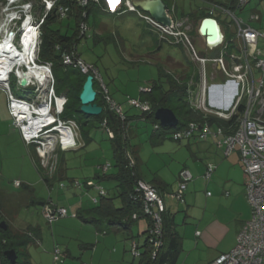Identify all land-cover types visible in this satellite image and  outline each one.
<instances>
[{"label":"rangeland","instance_id":"1","mask_svg":"<svg viewBox=\"0 0 264 264\" xmlns=\"http://www.w3.org/2000/svg\"><path fill=\"white\" fill-rule=\"evenodd\" d=\"M175 4L176 20L205 7L204 2L200 0H176ZM253 6H255L254 1L250 4V7ZM261 9L264 18V3ZM250 13V11L239 12L238 15L248 18L247 15ZM2 19L0 12V23ZM75 23L74 18L66 19L56 24V27L63 33L73 35ZM87 23L89 31L77 42V51L83 60L94 65L99 71L114 99L124 101L119 106H122L127 115H140L138 109L129 105L128 99L140 98L141 87L157 80L160 69L175 73L178 68L171 62L172 59L184 65L190 62V54L186 49L160 41L157 34L152 31L154 28H150L136 13L126 11L121 15H111L105 12H91ZM200 23L201 20L197 22V28ZM221 23L225 29L224 23L222 21ZM252 26L261 28L255 22H252ZM232 29L231 26L229 33ZM191 36L193 44L201 50L203 41L201 36L195 33ZM6 37L5 33H0V43ZM196 69L198 70V66ZM210 83H223V79L217 75V78ZM47 86L48 81L45 82V87ZM11 87L19 96L31 92L30 88H18L14 81ZM43 87L44 85L39 84L32 86L36 96L33 100L39 102L37 90ZM2 89L0 87V203L3 201L4 204L0 209V218L3 217L4 221L15 229H25L30 225L40 229L39 241L28 247L30 255L20 259L18 264H139V257L132 254L131 231L116 230L104 226L103 223L84 221L75 213L77 204L82 203L86 207L95 206L91 197L100 196V187H103L110 196L116 191L113 181L98 179V176L104 174L102 167L108 163L112 167L107 173L115 171L112 145L106 129L99 128L97 123L86 124L83 129L84 138L80 133L83 139H78L74 148L60 154L54 174H50V169L39 170L35 158H32L33 155L29 152L34 149L33 145L25 143L27 148H24L18 134L10 132L8 124H11V117L8 101L3 102V96L6 97L7 94H4ZM153 131L152 121L131 120L127 126L128 146L135 150L138 159L137 170L144 174L146 180L152 179L155 175H166V178L170 179L167 186L168 193L163 195L167 204L170 203L172 187L177 184L179 186L176 176L180 169L179 164H182L185 158H227L223 149L215 145L211 138L207 142L200 141L197 137L176 141L168 132L163 136L164 138H157L152 142ZM87 133L90 134L91 141H86ZM19 134L21 135L20 132ZM26 155L28 158H25ZM45 178L49 181H45ZM87 180L95 184L86 187L89 191H86L84 185ZM15 181H22L24 184L28 182L34 188L33 197L42 199L41 202L52 199L54 205L65 206L76 215L66 216L53 225L49 224L42 214V203L25 205L16 199L25 189L16 187ZM76 182L83 184L84 187H75ZM62 184L64 187L61 186ZM7 197L12 201H8ZM174 204L176 205L174 228L176 227V231L180 232L190 220L185 215L186 204L176 200ZM132 231L135 235L138 234L139 226L135 225ZM228 244L229 238L211 242L210 246L202 242L201 264H211L221 255V249ZM56 246L61 250L60 260H55ZM183 256L181 253L176 264H184Z\"/></svg>","mask_w":264,"mask_h":264},{"label":"built area","instance_id":"2","mask_svg":"<svg viewBox=\"0 0 264 264\" xmlns=\"http://www.w3.org/2000/svg\"><path fill=\"white\" fill-rule=\"evenodd\" d=\"M62 0H0L2 22L0 23V33H5L10 39L12 49L21 58L18 64L13 62L11 70L16 68V78L18 88H21L20 81L23 78V64L28 71L32 70L39 75L28 78L30 85H44L48 81V86L37 90V99L27 100L14 94L9 79L4 83V90L8 94L9 111L14 120L15 128L21 133L22 139L27 144H36L37 151L41 157V163L50 172L55 171L57 158L54 153L57 146L61 150H69L76 146L79 128L73 120H64L60 116L64 111L66 98L57 96L54 88L55 80L52 73V63L40 61L38 54L41 45V26L45 22L48 14L55 11L58 20L69 17L72 5L83 9V20L79 23L80 35H85L89 31L86 21L88 17V7L98 6L103 11L111 14L118 13L119 8L124 5L128 11L138 12V14L153 27L163 34V37L174 36L180 41L187 43L192 59L200 64V84L197 90L192 87L187 91L188 98L192 106L201 111L205 116L212 119L224 120L218 124L214 120H205L201 123L191 122L188 127L177 130L173 134L176 141H182L197 137L205 141L213 139L218 147H223L225 156H229L235 151L239 152L242 168L245 174V192L247 200L252 208V217L246 221L237 235L235 247L229 252L222 253L211 264H264V26L260 29L244 21L235 15L234 12L224 9L227 24L231 28L233 36H227L223 30L224 39L217 48L209 49L212 54L200 55L196 50L188 29L182 31L186 25V19L174 21L173 26L167 27L149 15L142 14L133 5L131 0H70V4L61 3ZM251 0H241L240 4ZM264 2V0H263ZM35 8L43 10V14L36 26L29 25L32 19V12ZM37 11V10H36ZM258 19V16H253ZM21 35V42L16 46L18 36ZM232 44L234 48L229 58L225 57L223 45L225 47ZM19 48V49H18ZM28 53V55H27ZM12 58V57H11ZM16 59L13 58L12 61ZM63 62L79 68L83 73L92 72L95 79L101 84V92L106 99L124 119L125 115L120 106L116 105L109 96L108 89L99 74L98 70L87 63L77 52H64ZM217 75L222 76L223 83H213ZM8 78V77H7ZM44 82V84L42 83ZM217 86H224L227 89L226 99L224 95L215 94ZM142 92L151 91V86L141 88ZM46 95L48 97H46ZM36 97V96H35ZM228 100H230L228 102ZM228 102V105L225 104ZM130 106L141 111H149L151 106L148 102L140 99L129 98ZM113 136L112 132H109ZM52 148V154L48 156L46 148ZM130 165H135V160L130 157ZM112 167L110 163L102 167L103 173H107ZM214 165H209L205 172V179H209L214 170ZM179 187L173 194L182 204L186 202L185 195L188 183L193 180V175L188 169H183L180 174ZM16 186H20V181H15ZM88 186L94 185L88 181ZM61 186L64 187V184ZM75 187L81 188L83 184L76 182ZM136 196L144 203V213L153 220L150 234L154 237L150 239L153 243L156 255L163 244V212L166 210L163 198L159 195L157 188L143 180H139L136 186ZM103 187L99 189V195H106ZM208 195H211L208 192ZM100 196H92V202L97 203ZM42 214L49 224H53L61 217L69 215L75 216L64 206H56L52 202L44 205ZM137 216L134 215V218ZM60 248L55 247V260L59 259ZM132 254L140 257L142 252L138 247V241L133 240ZM1 264V258H0Z\"/></svg>","mask_w":264,"mask_h":264},{"label":"trees","instance_id":"3","mask_svg":"<svg viewBox=\"0 0 264 264\" xmlns=\"http://www.w3.org/2000/svg\"><path fill=\"white\" fill-rule=\"evenodd\" d=\"M172 14L176 12V0H164ZM204 2L205 7L200 8L197 12H194L186 17H182V19H186V25L180 28L182 31H187L186 26H190L188 29V35L190 38L191 35L195 33L197 36H200L198 33L197 22L199 20H203L204 18L211 17L215 18L219 24L222 26L223 30H226L227 36H233V32L229 33V26L227 25V18L223 14V10L227 9L235 13L238 17L244 19L245 22L252 25V22H255L260 27L264 26V18L262 17V4L263 0H251L247 3L240 4L241 0H200ZM254 1L253 7H250V4ZM61 3L70 4V0H62ZM250 7V8H249ZM249 8V9H248ZM123 9L127 10V6H123ZM141 11V10H139ZM250 11V15L240 16L238 13ZM83 9L72 5V11L67 19L74 18L75 25L79 26V23L83 20ZM88 12H101L104 13L103 9L98 6L90 5L88 7ZM132 12V11H129ZM142 14L148 15L147 13L141 11ZM136 13L140 18H142L138 12ZM258 16V19L253 16ZM175 16V15H174ZM175 18V17H174ZM143 19V18H142ZM145 20V19H144ZM176 20V19H175ZM64 20H58L55 14V11H52L48 14L45 22L42 25V33H41V46H40V60L41 61H49L52 63V73L55 80V91L58 96H64L66 98V104L64 106V111L61 114V118L64 120H73L77 123L79 128V132L81 133V137L84 138L83 129L84 126L93 125L97 123L99 128L106 129L109 139L112 145L113 151V167L115 168L114 172L104 173L103 175L98 176L99 180H109L113 181L116 184L117 195L108 197L106 195L100 196L97 203H94L95 206H88L84 210L77 211V217H80L84 221L94 222V223H103L104 226L108 228H116V230H126L131 231L132 240L138 241V247L140 248L142 254L139 257V264H176L178 254L181 250V240L180 235L174 228V220L172 216L169 215L168 210L166 209L163 212V244L159 248L156 255L153 254L154 248L153 243L150 240L152 236L150 232V228L153 226L152 218L144 213V203L140 198L134 199L136 196V186L140 178V175L137 170V157L135 154V150L130 148L127 136V126L131 120L134 119H142L143 121H152L154 124V131L152 133L151 138L157 139L162 138L168 132L171 133V137L173 138V134L180 129L188 127L191 122H203L205 120H214L218 124H223L224 120L212 119V117H207L201 111L195 109L190 99L188 98L187 91L191 88L190 81L198 78L200 79V72L196 67L198 66V62L192 59V55L190 52L187 43L184 41H180L176 39L174 36L163 37V34L158 31L153 25L148 22L150 28H154L152 30L157 34V37L162 42H169L174 45H178L189 52L190 62L188 65H184L182 63L176 62L172 59L171 62L178 68V71H182L185 69H194L192 72L186 71L182 72L180 75H177L176 72L172 73L166 70H159V78L154 80L151 86V91L148 92H140L141 97L139 98L141 101L148 102L151 106L149 111H140V115H127L126 112L123 111L125 118L123 119L121 115L112 108L111 104L106 99L105 94L101 92V84L96 79L95 88L98 92L97 95V103L103 107V112L98 116L86 115L80 112L81 101L80 94L83 89V85L86 81V78L89 73H83L79 68L66 65L63 62V53L64 52H77V42L82 38L79 35L78 27L74 28V34L63 33L56 24H60ZM225 25V29L223 24ZM197 28V30H196ZM195 46V45H194ZM196 50L200 55H205L206 49L198 50L195 46ZM227 48H234L232 44H228L226 47L223 45L225 57L229 58V55L232 50H228ZM222 47H218L217 50L220 51ZM79 54V53H78ZM94 66V65H93ZM165 78V79H164ZM12 81L16 84L15 77L13 76ZM11 81V83H12ZM22 96H25L23 94ZM110 96V95H109ZM112 101L114 99L110 96ZM115 102V101H114ZM116 103V102H115ZM116 105H118L116 103ZM119 106V105H118ZM161 107L171 108L176 116L179 119V125L176 127H164L160 125L159 121L155 117V112L157 109ZM109 132L113 133V136L110 135ZM88 141H91L92 138L89 133L85 134ZM164 138V137H163ZM189 140V139H187ZM59 150V149H58ZM63 151H57V154L60 158V154ZM130 157L135 160V165H130ZM37 167L39 170H42L43 165L40 162L37 163ZM56 172L52 171L50 174H54ZM57 174V173H56ZM45 181L47 178H45ZM87 187H91L87 185V181L85 182ZM20 187H23L25 190L33 193L34 188L29 186L28 184L21 183ZM158 188V187H157ZM32 202L34 203H44L39 202V200L35 201V197L32 198ZM41 201V200H40ZM50 202V200H49ZM48 202H45L46 204ZM93 203V202H92ZM4 202L0 203V209H2ZM134 215L137 217L134 218ZM63 218V217H61ZM60 218V219H61ZM58 219L57 221H59ZM141 220L147 221V228L142 229L139 225ZM4 221V218H0V258L1 264H18L20 259H25L29 256L28 247L35 242L36 237L40 235L39 229L35 227H29L26 230H16L12 228L11 225L5 222V226H2L1 223ZM55 221L54 223H56ZM53 223V224H54ZM51 224V225H53ZM138 225L139 233L135 235L132 231V228ZM138 240H137V239ZM14 250L17 254V261L15 263L11 262V260L6 256V252ZM28 263V262H26Z\"/></svg>","mask_w":264,"mask_h":264},{"label":"crops","instance_id":"4","mask_svg":"<svg viewBox=\"0 0 264 264\" xmlns=\"http://www.w3.org/2000/svg\"><path fill=\"white\" fill-rule=\"evenodd\" d=\"M205 45L206 44L202 42L201 49H205ZM212 53L213 52L206 51V54L210 55ZM189 70L190 71L192 70V72L195 71L193 68L187 69L185 67V69L176 72V74L180 75L182 72H186V71L188 72ZM220 77L222 78V76ZM190 84L194 90H197L200 84L199 77L198 78L195 77L193 81H190ZM224 88H225L224 86H217L215 94L224 95L226 99L227 89L225 90ZM3 93L6 94V92L4 91ZM110 96L114 99V97L111 94ZM6 97L3 96L4 103L8 101V98ZM114 101L118 105L124 102V101H117L115 99ZM229 101L230 100H228V102ZM228 102L225 104V106L228 105ZM10 123L11 124H8L10 127V132L12 134H18V136L20 137L21 144L25 148L26 147L25 142L21 138V135L19 134L18 130L15 129V127L13 126L12 118ZM208 140H205L204 142H207ZM213 141L214 144L216 145V141L215 140ZM152 142H154V139L152 140ZM190 143L191 142H189V145ZM208 147H206V149H208ZM221 148L223 149V147ZM29 152H31V154L33 155L32 158H35V162L37 165L39 160L35 149L32 148V151L30 150ZM225 157L227 158H185L183 163L179 164L180 169L178 170L176 176L177 182H179L178 180H180L179 172H181L183 169H188L193 175V180L188 183V188L185 195L186 202L184 203L186 204L185 215L186 217H189L190 222L186 224L184 227H182L180 232L177 230V232L180 235V240L182 243L181 250L178 254V258L180 257L181 253H183L184 264H201L202 242H206L207 245L210 246L211 242L223 241L224 239L229 238V244L221 249L222 250L221 254L229 250H232L236 245L237 235L240 232L241 228L243 227L245 222L250 220L252 217V208L246 197V192H245L246 178L242 168L239 152L235 151L229 156H225ZM25 158H28L27 155ZM209 165H214L216 168L212 176L209 179H205L204 175ZM137 166H138V159H137ZM138 173L142 180L154 185L156 188L158 187L157 190L159 192V195L163 198V201L165 203L169 215L172 216L173 220H175L176 205L174 204V202L175 200L176 201L178 200L174 197L173 194L178 189L179 187L178 184L175 185V187H172L173 190V192L171 193L172 196H169L172 200L170 199V203L167 204L165 201V196L163 195L165 193H168L167 186L169 185L168 182L170 181V179L166 178V175H155L153 176L152 179L146 180L144 178V174H141L139 171ZM88 181L91 180H87V182ZM26 184L29 185L28 182ZM84 185L86 188L87 186L85 183ZM114 187L116 189V184L114 185ZM87 188L86 191H89ZM208 192H210L211 195H208ZM18 195L19 196H17L16 199L22 201L25 205L36 204L32 202L33 200L32 197L34 195V192L31 193L28 191H24ZM116 195H117V189L113 195L111 196L107 195V196L112 197ZM7 198L8 201H12L10 200L9 197ZM34 200L35 201L39 200V202H41L40 200L42 199L36 198ZM43 202L45 203L46 201ZM44 203H42V205H44ZM76 207H77L75 211L76 214L79 209L84 210L86 208V206H83L82 203L77 204ZM142 221H144V223H142ZM139 225L142 229H146L148 224L146 220H141ZM29 227L32 228L35 227L39 229L36 226L30 225L27 228ZM27 228L18 229V230H26ZM39 239L40 238L37 236L35 242L39 241Z\"/></svg>","mask_w":264,"mask_h":264},{"label":"water","instance_id":"5","mask_svg":"<svg viewBox=\"0 0 264 264\" xmlns=\"http://www.w3.org/2000/svg\"><path fill=\"white\" fill-rule=\"evenodd\" d=\"M133 4L142 11L148 13L158 23L171 27L173 26V17L170 14L169 7L164 0H133ZM199 35L204 39L208 48L212 49L219 46L223 39L219 22L215 18H204L198 29ZM27 79L21 80L22 85H26ZM98 92L95 89V78L93 74H89L83 85L80 94L81 107L80 112L86 115L98 116L103 112V107L97 103ZM156 119L164 127H176L179 125V119L171 108L161 107L155 112ZM2 226L6 228L3 221ZM6 256L15 263L17 254L14 250L7 251Z\"/></svg>","mask_w":264,"mask_h":264},{"label":"clouds","instance_id":"6","mask_svg":"<svg viewBox=\"0 0 264 264\" xmlns=\"http://www.w3.org/2000/svg\"><path fill=\"white\" fill-rule=\"evenodd\" d=\"M2 1H5L6 2V0H2ZM132 1V3H133V0H131ZM134 5V4H133ZM135 6V5H134ZM136 7V6H135ZM137 8V10H141L140 8H138V7H136ZM36 10H35V12H32V19H31V21H30V23H29V25L28 26H30L31 28H33V27H35L36 26V24H37V22L39 21V17H38V13L40 14V16L43 14V10H41V9H38V8H35ZM126 11H128V10H125V9H123V7L122 8H119V11H118V13H115V14H111V13H109V12H106V11H104L105 13H109V14H111V15H121V14H123V13H125ZM142 11V10H141ZM140 11V12H141ZM169 11H170V8H169ZM0 12H1V14H2V11H1V6H0ZM129 12V11H128ZM133 12V11H132ZM144 12V11H143ZM142 13V12H141ZM146 13V12H145ZM148 14V13H147ZM170 14H171V16L173 17V22L174 21H177V20H175V18H174V14H172L171 13V11H170ZM89 15H90V13L88 12V17L86 18V21L88 20V18H89ZM149 15V14H148ZM150 16V15H149ZM2 17H4V15L2 16ZM68 18V17H67ZM66 18V19H67ZM66 19H64V20H66ZM43 25V24H42ZM89 26V25H88ZM221 26V25H220ZM76 27H79V26H76L75 25V29H76ZM199 29V28H198ZM221 29H222V32H223V28H222V26H221ZM79 30V29H78ZM41 31H42V26H41ZM79 35H80V33H79ZM86 35V34H85ZM85 35H80V36H82V37H84ZM42 36V35H41ZM21 35H19L18 36V40H17V42H16V46H18L19 45V43L21 42ZM9 37H8V35H7V37L4 39L5 41L8 39ZM201 39L203 40L202 42H204V44H206V42L204 41V39L201 37ZM4 40L2 41V42H4ZM192 40V39H191ZM11 42H9V44H10ZM195 45V44H194ZM41 46V45H40ZM205 47H207L208 48V46H207V44L205 45ZM218 47V46H217ZM217 47H215V48H217ZM10 48L12 49V45L10 44ZM19 49V48H18ZM210 49V48H209ZM13 50V49H12ZM39 54H40V51H39ZM39 54H38V59L40 60V57H39ZM205 54H206V52H205ZM80 55V54H79ZM18 61V60H17ZM41 61V60H40ZM18 63H19V61H18ZM17 63V64H18ZM198 65H199V67H200V64L198 63ZM25 65L23 64V66H21V68L23 69V71L24 70H26V71H28V68H27V66H25ZM200 70V69H199ZM99 72V71H98ZM23 73V72H22ZM100 74V73H99ZM15 77V80H16V84L18 85V83H17V78H16V68H14L13 70H11V71H8V73H7V77L8 78H6L5 79V81H7L8 79H9V83H10V86H12V83H11V81H12V77ZM30 76H23V78H26L27 79V83H26V85H22L21 84V81H20V85H21V88H25V89H31V92L29 93V94H25V96H19V95H17V94H15L16 96H18V97H21V98H24V99H27V100H32L33 99V97H35L34 95V91H32L33 90V88H32V86H34V85H30L29 84V81H28V78H29ZM102 77V76H101ZM22 78V79H23ZM94 78H95V76H94ZM21 79V80H22ZM103 79V78H102ZM5 81L3 80V82L5 83ZM1 84L2 83H0V87L1 88H3L4 86H1ZM4 85V84H3ZM106 85V84H105ZM107 87V86H106ZM12 88V87H11ZM55 88V87H54ZM142 88V87H141ZM108 89V88H107ZM3 90H4V88H3ZM5 91V90H4ZM6 92V91H5ZM14 92V91H13ZM56 92V91H55ZM109 92V91H108ZM7 94V93H6ZM110 95V94H109ZM58 96V95H57ZM60 97H64V96H60ZM7 98H8V94H7ZM139 99V98H138ZM121 107V106H120ZM132 107V106H131ZM122 109V108H121ZM8 110H9V100H8ZM9 114H10V111H9ZM10 116H11V114H10ZM61 117V116H60ZM11 118H12V116H11ZM12 121L14 122V120H13V118H12ZM160 123V122H159ZM14 125V124H13ZM161 125V124H160ZM15 127V126H14ZM17 129V128H16ZM80 138V132H78V137H77V140ZM24 141V140H23ZM25 142V141H24ZM27 144V143H26ZM27 145H33V147H34V149H35V151H36V153H37V155H38V160H39V162H40V164L42 165V163H41V157H40V155H39V153H38V151H37V145L36 144H27ZM63 151V152H65V151H68V150H61V148H60V146H57V148H56V150H55V154H56V158H57V161H58V158H59V156H58V154H57V151ZM70 150V149H69ZM46 151H47V154H48V156H50L51 154H52V148L51 147H47L46 148ZM44 167V166H43ZM44 169H46L45 167H44ZM144 181V180H143ZM20 183H22V181H20ZM95 185V184H94ZM16 186V185H15ZM92 186V185H91ZM16 187H20V186H16ZM46 202H49V201H46ZM50 202H52L51 200H50ZM45 205V204H44ZM44 205H43V207H44ZM65 207V206H64ZM67 208V207H66ZM74 213V212H73ZM75 214V213H74ZM70 216V215H69Z\"/></svg>","mask_w":264,"mask_h":264},{"label":"bare ground","instance_id":"7","mask_svg":"<svg viewBox=\"0 0 264 264\" xmlns=\"http://www.w3.org/2000/svg\"><path fill=\"white\" fill-rule=\"evenodd\" d=\"M4 42H6L7 44L5 43V45L0 46V83H2V84H4L3 80L5 81V79L7 78V73L11 69L13 62H16V64H17L18 63L17 60L21 59V58L16 57V56H18L16 51L14 49L12 50L10 48V44H9L10 39L8 38L6 41L4 40ZM4 42H2L0 44H4ZM27 55H28V53H27ZM13 58L16 60L12 61ZM35 74L39 75L38 73H36V72L34 73L32 70H30L28 72H26V71L23 72L22 76L32 77Z\"/></svg>","mask_w":264,"mask_h":264}]
</instances>
